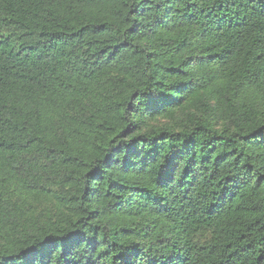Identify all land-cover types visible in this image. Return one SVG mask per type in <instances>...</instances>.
Returning a JSON list of instances; mask_svg holds the SVG:
<instances>
[{"label":"trees","instance_id":"1","mask_svg":"<svg viewBox=\"0 0 264 264\" xmlns=\"http://www.w3.org/2000/svg\"><path fill=\"white\" fill-rule=\"evenodd\" d=\"M0 264H264V0H0Z\"/></svg>","mask_w":264,"mask_h":264}]
</instances>
